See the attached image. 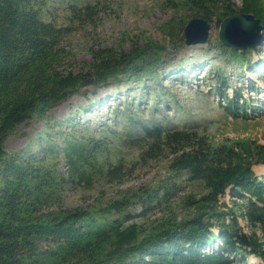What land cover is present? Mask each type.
<instances>
[{"label":"trees","instance_id":"trees-1","mask_svg":"<svg viewBox=\"0 0 264 264\" xmlns=\"http://www.w3.org/2000/svg\"><path fill=\"white\" fill-rule=\"evenodd\" d=\"M180 1L194 17L208 21L235 13L234 0ZM48 2L0 0V264H232L245 262L249 255L264 264V173L258 176L253 168L264 163V143L256 139L213 143L196 126L143 125L141 159L166 154L170 170L205 189L184 199L188 212L180 219L173 216L149 226L126 223L122 210L129 195L93 209L64 204L69 177L78 175L90 183L95 171L109 179L125 174L121 160L94 165L88 145L75 134L64 149L67 176L57 169L59 151L52 144L36 141V149L6 150L5 139L14 128L34 115L47 117L84 87L123 79L159 80L155 65L162 46L149 43L128 51L98 47L90 62L75 70L73 56L63 46L70 30L47 19ZM242 3L238 11L254 13L264 26V0ZM98 6L97 1L71 2L69 19L92 21ZM219 47L229 61L239 60L264 80L263 62L251 65L247 59L251 49ZM249 88L255 90L254 83ZM234 92L225 95L229 114L247 119L249 109L255 116L264 112V103H239L241 93ZM83 162L91 166L89 175L80 168ZM180 188L171 183L161 193L154 189L144 198L146 211L171 200ZM226 195L229 202L221 200Z\"/></svg>","mask_w":264,"mask_h":264},{"label":"rangeland","instance_id":"rangeland-1","mask_svg":"<svg viewBox=\"0 0 264 264\" xmlns=\"http://www.w3.org/2000/svg\"><path fill=\"white\" fill-rule=\"evenodd\" d=\"M94 1L99 6L92 21L69 19V3ZM234 3L235 13L240 12L242 0H234ZM47 9V19L70 30L63 46L73 56L70 58L75 70L90 62L92 50L98 47L128 51L134 45L145 43L162 46L160 61L155 65L159 80L154 84L143 78L84 87L61 101L47 117L34 115L6 137L7 151L36 149V141L54 145L59 151L57 169L65 176L69 168L64 149L72 134L88 145L89 159L94 165L103 164L105 160L110 161V165L118 160L124 162L125 174L121 179H109L97 171L90 177V183L78 175L69 177V184L62 193L66 206L93 209L129 195L122 210L126 223L134 221L149 226L187 214L184 199L191 193L198 197L205 189L200 182L188 180L182 172L170 170V156L166 154L141 159L142 147L138 141L145 124L160 123L173 128L196 126L213 143L249 138L264 143V112L255 116L249 109L250 117L244 119L234 117L224 108L225 95L233 96L235 89L241 93L239 103L248 99L255 105L263 104L264 80L249 67L244 68L239 60L229 61L226 52L220 53L221 21L217 17L209 21L211 27L206 43L187 45L181 35L194 15L180 0H49ZM171 28L174 37L169 32ZM249 49L246 55L251 65L260 61L264 64V41ZM251 83L255 90L249 88ZM80 168L89 175L88 162H83ZM253 168L258 176L264 173V163ZM171 183L181 187L175 196L146 211L144 204L148 195L154 194V189L161 193ZM228 198L226 195L221 200L229 202ZM232 264L262 263L256 256L249 255L245 262L237 260Z\"/></svg>","mask_w":264,"mask_h":264},{"label":"water","instance_id":"water-1","mask_svg":"<svg viewBox=\"0 0 264 264\" xmlns=\"http://www.w3.org/2000/svg\"><path fill=\"white\" fill-rule=\"evenodd\" d=\"M210 23L207 19L195 16L184 26L181 37L187 45L206 43ZM264 26L261 19L249 12L228 15L220 22L218 38L220 43L234 50L257 47L264 40Z\"/></svg>","mask_w":264,"mask_h":264}]
</instances>
